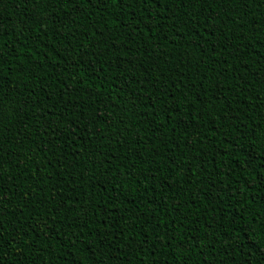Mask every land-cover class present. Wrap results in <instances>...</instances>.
<instances>
[{
    "label": "trees",
    "instance_id": "obj_1",
    "mask_svg": "<svg viewBox=\"0 0 264 264\" xmlns=\"http://www.w3.org/2000/svg\"><path fill=\"white\" fill-rule=\"evenodd\" d=\"M0 264H264V0H0Z\"/></svg>",
    "mask_w": 264,
    "mask_h": 264
}]
</instances>
